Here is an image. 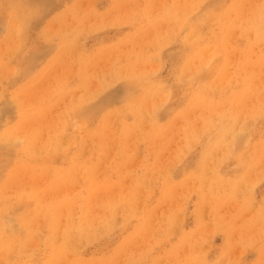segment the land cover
Wrapping results in <instances>:
<instances>
[{
    "label": "rangeland",
    "instance_id": "obj_1",
    "mask_svg": "<svg viewBox=\"0 0 264 264\" xmlns=\"http://www.w3.org/2000/svg\"><path fill=\"white\" fill-rule=\"evenodd\" d=\"M192 13L0 0V264H264V34Z\"/></svg>",
    "mask_w": 264,
    "mask_h": 264
},
{
    "label": "crops",
    "instance_id": "obj_2",
    "mask_svg": "<svg viewBox=\"0 0 264 264\" xmlns=\"http://www.w3.org/2000/svg\"><path fill=\"white\" fill-rule=\"evenodd\" d=\"M195 2H197V5ZM198 2L199 0L193 1V8H195V10L193 9L192 13L193 34H196V32L200 31L201 33H198V37L199 39L200 36L201 38L203 37V41L212 37V26L218 33V26H222L225 23L230 24L231 32L229 33L232 37H235L241 33L249 34L250 37L256 33L261 35L264 34V0H200V3ZM229 3L231 5H229ZM202 5L204 6L203 8ZM251 6L253 7L250 8ZM182 7L183 0H177L178 12L180 11V8L182 10ZM194 30H196V32ZM233 43L235 44H233L234 46L231 45V47L235 49H258V47H248L250 44H254L250 42L248 43V41H234Z\"/></svg>",
    "mask_w": 264,
    "mask_h": 264
},
{
    "label": "bare ground",
    "instance_id": "obj_3",
    "mask_svg": "<svg viewBox=\"0 0 264 264\" xmlns=\"http://www.w3.org/2000/svg\"><path fill=\"white\" fill-rule=\"evenodd\" d=\"M192 2L194 1V0H191ZM218 1V0H217ZM239 1V0H238ZM202 2H204V1H202ZM196 3V2H195ZM198 3H200V0H199V2ZM205 3H206V1H205ZM204 3V4H205ZM217 3V2H216ZM220 3V2H219ZM221 3H223V2H221ZM214 4V3H213ZM189 5V4H188ZM206 5V4H205ZM229 5H231L230 3H229ZM213 6V5H212ZM204 6L202 5V8H203ZM210 7V6H209ZM253 6H251L250 8H252ZM189 8V7H188ZM201 8V7H200ZM199 8V9H200ZM215 8V7H214ZM182 9H183V7H182ZM194 10H195V8H193ZM218 9V8H217ZM187 10V9H186ZM203 10V9H202ZM198 11V10H197ZM180 12V11H179ZM194 14H195V12H194ZM197 14V13H196ZM199 16V15H198ZM257 17V16H256ZM249 18H251V17H249ZM211 20V19H210ZM178 23V22H177ZM216 23V22H215ZM254 24V23H253ZM256 24V23H255ZM264 25V24H263ZM177 26V25H176ZM222 27L225 29V33H224V35L223 34H221V33H217L215 30L216 29H214L213 27H211V31H212V36H213V38L215 39V44L214 45H210L211 44V42H206V41H203V40H201V36H200V39H199V37H197V35H198V33H201L200 31H198V32H196V30H194L195 32H196V34H193L194 36H191L190 38H192L193 37V39L194 40H192V51H193V53H192V55H191V58L194 60V62H196L197 63V61L196 60H201L202 59V61H204L203 59L204 58H206L207 57V61H208V58H210V55H212L211 53V51H210V53H208V51L209 50H211L213 47H215L216 48V46L218 47V50H220V47L221 46H227V43H228V38H226V35L227 34H229V32H231L230 31V24L229 23H225L224 25H222ZM258 27V26H257ZM188 29V28H187ZM186 29V30H187ZM201 29V28H200ZM183 30V29H182ZM202 30V29H201ZM205 30V29H204ZM188 31V30H187ZM204 33V32H203ZM177 35H178V33H176ZM180 35H181V33H180ZM212 38V37H211ZM210 38V39H211ZM189 40V39H188ZM191 40V39H190ZM207 40V39H206ZM261 40V39H260ZM209 41V40H208ZM212 41H213V39H212ZM264 41V40H263ZM220 45V46H219ZM223 49H225L224 47H222ZM217 49L215 50V51H218ZM213 51H214V49H213ZM220 52V51H219ZM191 53V52H190ZM203 55V56H202ZM202 58H201V57ZM213 56H215V54L213 55ZM204 57V58H203ZM216 57V56H215ZM213 58V57H212ZM206 60V59H205ZM211 59H209V61H210ZM222 61H223V58H222ZM206 62V61H205ZM217 62V61H216ZM224 62V61H223ZM195 63V64H196ZM211 63V62H210ZM205 64V63H204ZM197 65V64H196ZM217 65V64H216ZM215 65V66H216ZM221 65H222V63H221ZM211 66V65H210ZM193 67V66H192ZM209 68H211V67H209ZM214 68V67H213ZM219 67H217V69H218ZM208 71V70H207ZM202 72V71H201ZM203 72H205V71H203ZM206 73V72H205ZM208 73V72H207ZM206 73V74H207ZM220 75V74H219ZM185 76V75H184ZM184 76H182V78L184 77ZM194 76H196V75H194ZM207 76H208V74H207ZM198 78V77H197ZM224 78V77H223ZM190 79H193V78H190ZM195 79V78H194ZM198 79H200V77L198 78ZM197 79V80H198ZM219 79H222V78H219ZM196 80V81H197ZM209 81H210V78L208 79ZM215 80H218V79H215ZM202 80H200V82H201ZM208 81V82H209ZM227 81V80H226ZM207 82V83H208ZM216 82V81H215ZM224 81H222V83H223ZM206 83V82H205ZM209 84V83H208ZM225 84V83H224ZM212 86V85H211ZM224 86V85H223ZM166 88L168 87V86H165ZM169 89H170V87H168ZM167 88V89H168ZM163 89H165V88H163ZM217 89H218V87H217ZM145 90V89H144ZM143 90V91H144ZM204 90V89H203ZM165 91H167V90H165ZM199 91H201V90H199ZM198 91V92H199ZM171 92V91H170ZM168 93V92H167ZM204 93V92H203ZM194 98V97H193ZM191 100V99H190ZM197 100H198V98H197ZM140 101V100H139ZM159 101V100H158ZM135 105H136V103H134ZM194 104H196V103H194ZM143 105V104H142ZM190 105V104H189ZM133 106V105H132ZM140 106V105H139ZM191 106V105H190ZM131 108V107H130ZM134 109H135V107H133ZM138 109V108H137ZM223 109V108H222ZM159 111V110H158ZM142 112H143V110H142ZM198 112V111H197ZM136 113V112H135ZM181 113H182V111H181ZM202 113V112H201ZM139 118V117H138ZM189 118V117H188ZM228 118V117H227ZM139 121V120H138ZM222 122V121H221ZM232 123V122H231ZM140 124V123H139ZM214 124H216V123H214ZM212 125V124H211ZM233 125V124H232ZM144 127H145V125H144ZM232 128V127H231ZM136 129V128H135ZM226 129H228V127L226 128ZM229 130V129H228ZM208 133V132H207ZM11 140V139H10ZM13 141H15V140H13ZM10 142V141H9ZM5 143H8V142H5ZM13 143H16V142H13ZM18 143V142H17ZM193 144V143H192ZM5 145H10V144H5ZM185 150V149H184Z\"/></svg>",
    "mask_w": 264,
    "mask_h": 264
}]
</instances>
